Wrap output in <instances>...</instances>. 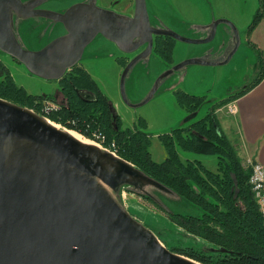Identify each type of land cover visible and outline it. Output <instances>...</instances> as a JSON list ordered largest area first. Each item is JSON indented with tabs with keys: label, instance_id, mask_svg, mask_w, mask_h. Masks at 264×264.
Listing matches in <instances>:
<instances>
[{
	"label": "water",
	"instance_id": "obj_1",
	"mask_svg": "<svg viewBox=\"0 0 264 264\" xmlns=\"http://www.w3.org/2000/svg\"><path fill=\"white\" fill-rule=\"evenodd\" d=\"M43 1L0 0V49L33 73L58 79L80 61L98 33L121 47L120 56L145 45L131 55L122 72L121 91L128 101L127 76L137 62L149 59L156 34L207 42L215 37L219 23L226 22L233 29V41L223 54L211 56L208 51L170 66L156 77L143 101L176 70L189 63L228 61L240 45L236 23L225 16L202 24L203 36L189 37L153 24L147 0H135L133 15L102 6L97 0L76 1L64 10L37 7ZM14 12L49 17L55 25L62 23L66 31L38 49L27 48L14 30ZM80 92L93 98L88 91ZM148 185L174 193L110 149L85 141L35 109L0 96V264H205L167 246L128 209L124 186L143 191L169 208Z\"/></svg>",
	"mask_w": 264,
	"mask_h": 264
},
{
	"label": "rangeland",
	"instance_id": "obj_2",
	"mask_svg": "<svg viewBox=\"0 0 264 264\" xmlns=\"http://www.w3.org/2000/svg\"><path fill=\"white\" fill-rule=\"evenodd\" d=\"M76 1L80 0H58V2L52 1L50 4L56 10H63ZM170 1L174 9L166 2L162 4L161 0H147L152 23L165 25L189 37L203 36L206 32L204 28L198 27L194 23L198 25L211 22V11L207 14L208 22L198 21V19H203L204 15L201 13V8L205 7L203 1L206 0ZM97 2L119 12H132L135 6V0H97ZM212 3L214 11L218 14L225 12L226 17L236 23L240 34L238 49L228 61L222 63H189L176 70L159 84L154 95L147 101H143V99L153 86L156 77L170 66L187 58L203 55L208 51L214 54L216 51L222 53L227 47V43L230 44L232 40L233 29L231 25L220 22L215 37L207 42L196 43L176 39L172 61L166 60L159 52L153 50L147 61L137 62L126 79V93L131 103L123 97L121 91V76L125 64L119 58L123 50L115 41L98 33L86 45L83 56L78 62L94 75L103 91L109 96L114 108L121 114L124 126L133 125L136 120L145 118L147 122L145 128L152 137L150 149L153 157L157 160H162L166 156V149L159 138L160 133L179 125H186L204 116L214 101L242 91L264 69V49L248 38L249 32L254 29L249 30V25L260 7L261 0H212ZM29 23L30 21L24 23L22 30L26 42L25 46L31 49L42 47L64 30L63 24L58 22L56 27L54 26L53 29L45 32L43 31L44 24L40 23L37 24L36 31L31 33L28 30ZM259 49L262 51V56L259 54ZM132 54H128L127 58H131ZM0 58L15 80L25 86L29 92L54 94L59 90L60 83L57 78H45L33 73L24 63L2 49H0ZM179 87L192 93L206 94V99L192 116L177 100L174 90ZM227 102L218 106L216 113L218 108L227 106ZM226 110L225 107L220 114L222 115ZM72 130L81 134L84 139L91 141V136L86 134L84 136L80 131ZM97 143L100 144V142ZM100 145L104 147V145ZM183 153L186 156L201 158L210 168L216 169L217 167L216 154L188 150H184ZM242 164L249 168L245 163V158L242 160ZM161 197L174 211L200 214L204 210L202 205L187 197L172 198L163 194ZM123 201L131 213L154 230L161 241L170 248L192 245L196 248L215 251L212 249L216 247V244L178 224L152 198L124 186Z\"/></svg>",
	"mask_w": 264,
	"mask_h": 264
},
{
	"label": "trees",
	"instance_id": "obj_3",
	"mask_svg": "<svg viewBox=\"0 0 264 264\" xmlns=\"http://www.w3.org/2000/svg\"><path fill=\"white\" fill-rule=\"evenodd\" d=\"M263 6L261 0L249 30L261 20ZM175 40L170 35L156 34L154 50L172 61ZM220 52L211 53V56L223 54V51ZM259 54L262 56L260 49ZM119 58L126 65L125 56ZM258 78L242 91L214 101L204 116L160 133L166 156L157 160L150 149L152 137L145 128V118L124 126L122 116L109 96L83 65L75 64L59 78V89L64 98L57 100L53 93L29 92L15 80L0 58V96L38 112L44 99L59 101L61 106L52 111V119L66 124L68 128H77L87 136H92L95 130L102 131L106 143L116 142L120 156L174 191L169 193L148 185L153 194L161 199V194L172 198L187 197L202 205L204 210L200 214L174 211L145 192L129 188L155 200L185 229L216 244L212 249L215 251L192 245L172 248L207 264H264V220L249 181L250 170L242 164L237 148L222 129L216 113L218 106L252 87ZM80 91L92 93L93 98L84 96ZM174 92L179 104L190 114L196 112L206 99V94L192 93L180 87ZM184 150L216 154V169L210 168L199 157L183 156Z\"/></svg>",
	"mask_w": 264,
	"mask_h": 264
},
{
	"label": "crops",
	"instance_id": "obj_4",
	"mask_svg": "<svg viewBox=\"0 0 264 264\" xmlns=\"http://www.w3.org/2000/svg\"><path fill=\"white\" fill-rule=\"evenodd\" d=\"M206 1H203L205 7L201 8V13L204 15L203 19H198V21L208 22L207 14L210 11L212 19L227 16L225 12L218 14L214 11L212 0ZM165 2L170 6L172 5L170 0H161L162 4ZM172 8L174 9V7ZM248 38L264 49V6L262 18L256 27L249 32ZM258 77L256 84L226 103L227 110L222 115L220 113L225 107L218 108L217 116L221 127L231 138L241 159L255 156L264 164V70ZM192 115L194 114H190V116ZM182 154L186 157L183 152Z\"/></svg>",
	"mask_w": 264,
	"mask_h": 264
},
{
	"label": "built area",
	"instance_id": "obj_5",
	"mask_svg": "<svg viewBox=\"0 0 264 264\" xmlns=\"http://www.w3.org/2000/svg\"><path fill=\"white\" fill-rule=\"evenodd\" d=\"M60 106H61V104L59 101H55L52 99H44L42 101V103L40 104V111L39 112L44 114L50 120L57 122L56 120L52 119L50 117V115H51L52 111L60 108ZM58 123L60 125L68 127L66 124H64L62 122H58ZM73 129H76L85 135V133H83L81 130H79L77 128H73ZM91 137L93 140H96V142H100V144L104 145V147L110 149L111 151H113L114 153L119 155V151H118L116 142L112 141L111 143H106L105 142L106 137L102 131L95 130ZM245 163L250 168L249 181H250V184H251L252 189L254 191L255 197L258 200L260 210H261L263 220H264V164L262 163V161H260L255 156L246 157Z\"/></svg>",
	"mask_w": 264,
	"mask_h": 264
},
{
	"label": "flooded vegetation",
	"instance_id": "obj_6",
	"mask_svg": "<svg viewBox=\"0 0 264 264\" xmlns=\"http://www.w3.org/2000/svg\"><path fill=\"white\" fill-rule=\"evenodd\" d=\"M52 1H54V2H58V0H52ZM52 1H50V0H45V1H43L41 4H39V5H37V7H45V8H53L54 9V6H52L51 4H50V2H52ZM64 10V9H63ZM134 11H135V6H134V9H133V11L132 12H122V13H125V14H127V15H133L134 14ZM13 20H14V30H15V32H16V34H17V37H18V39L21 41V43L22 44H24L25 45V39H24V36H23V30H22V28H23V26H24V23H27L28 21H30V23H29V31L32 33V32H34V31H36V26H37V24H40V23H42V24H44V26H43V31H45V32H47L48 30H50L51 28L53 29L54 27L53 26H55V22H53V20L52 19H50L49 17H45V16H30V17H24V16H20V15H18L16 12H14L13 13ZM28 31V32H29ZM66 31V29L64 28V30L61 32V33H63V32H65ZM145 46V45H144ZM144 46H141V48L139 49V50H141ZM228 46V45H227ZM227 48V47H226ZM139 50H137L136 52H138ZM226 50V49H225ZM225 50H223V53H224V51ZM213 51V50H212ZM136 52H134L133 54H135ZM220 54V53H219ZM128 56H125V58L127 59V62L129 61V59L130 58H127ZM72 68V67H71ZM70 68V69H71ZM67 71H69V70H67ZM66 71V72H67ZM89 71V70H88ZM65 72V73H66ZM90 72V71H89ZM91 73V72H90ZM58 81H59V78H58ZM55 94V97H56V99L57 100H63V94H62V92L60 91V89L59 90H57V92L56 93H54Z\"/></svg>",
	"mask_w": 264,
	"mask_h": 264
},
{
	"label": "bare ground",
	"instance_id": "obj_7",
	"mask_svg": "<svg viewBox=\"0 0 264 264\" xmlns=\"http://www.w3.org/2000/svg\"><path fill=\"white\" fill-rule=\"evenodd\" d=\"M51 122L52 123H54V124H56V125H58V126H61L58 122H55V121H53V120H51ZM71 133H73L75 136H77V137H79V138H81V139H83V140H85V141H89V140H86V139H84L82 136H81V134H78V132L76 133V131L74 132V130H72V129H68ZM85 136V135H84ZM87 137V136H86ZM89 138V137H88ZM91 139V138H90ZM94 142V140H92L91 139V141L90 142Z\"/></svg>",
	"mask_w": 264,
	"mask_h": 264
}]
</instances>
